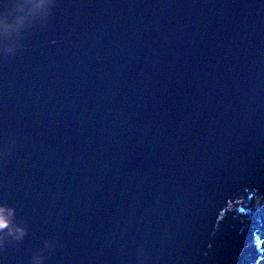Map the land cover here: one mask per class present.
I'll return each mask as SVG.
<instances>
[{"label": "water", "instance_id": "water-1", "mask_svg": "<svg viewBox=\"0 0 264 264\" xmlns=\"http://www.w3.org/2000/svg\"><path fill=\"white\" fill-rule=\"evenodd\" d=\"M264 0H0V264H264Z\"/></svg>", "mask_w": 264, "mask_h": 264}, {"label": "trees", "instance_id": "trees-1", "mask_svg": "<svg viewBox=\"0 0 264 264\" xmlns=\"http://www.w3.org/2000/svg\"><path fill=\"white\" fill-rule=\"evenodd\" d=\"M254 207L256 206H261V216L263 219V223H262V228H261V233L264 235V199L262 198H256V200L253 201ZM264 259V257H263Z\"/></svg>", "mask_w": 264, "mask_h": 264}, {"label": "clouds", "instance_id": "clouds-1", "mask_svg": "<svg viewBox=\"0 0 264 264\" xmlns=\"http://www.w3.org/2000/svg\"><path fill=\"white\" fill-rule=\"evenodd\" d=\"M253 202V200H252ZM4 222V218L0 217V223H3Z\"/></svg>", "mask_w": 264, "mask_h": 264}, {"label": "bare ground", "instance_id": "bare-ground-1", "mask_svg": "<svg viewBox=\"0 0 264 264\" xmlns=\"http://www.w3.org/2000/svg\"><path fill=\"white\" fill-rule=\"evenodd\" d=\"M264 242V241H263ZM264 246V245H263Z\"/></svg>", "mask_w": 264, "mask_h": 264}, {"label": "rangeland", "instance_id": "rangeland-1", "mask_svg": "<svg viewBox=\"0 0 264 264\" xmlns=\"http://www.w3.org/2000/svg\"><path fill=\"white\" fill-rule=\"evenodd\" d=\"M256 200V199H255ZM263 217V216H262Z\"/></svg>", "mask_w": 264, "mask_h": 264}]
</instances>
